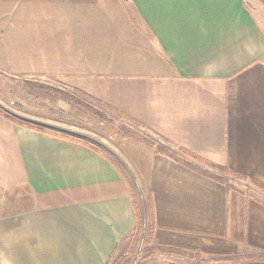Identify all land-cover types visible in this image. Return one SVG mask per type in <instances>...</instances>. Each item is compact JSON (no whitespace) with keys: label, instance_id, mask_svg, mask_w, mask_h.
<instances>
[{"label":"crops","instance_id":"obj_1","mask_svg":"<svg viewBox=\"0 0 264 264\" xmlns=\"http://www.w3.org/2000/svg\"><path fill=\"white\" fill-rule=\"evenodd\" d=\"M32 75L138 122L181 162L0 111V264H109L141 225L135 193L150 245L240 255L241 218L261 208L177 149L264 190V0H0L8 100L9 79Z\"/></svg>","mask_w":264,"mask_h":264},{"label":"rangeland","instance_id":"obj_2","mask_svg":"<svg viewBox=\"0 0 264 264\" xmlns=\"http://www.w3.org/2000/svg\"><path fill=\"white\" fill-rule=\"evenodd\" d=\"M2 80L4 79L2 78ZM9 80L10 91H14L15 98L10 97V100H8L6 94L8 85L2 86V84H0L1 88H3L0 89V92H2L4 97L3 103L1 102L0 104V111L6 115L9 113H16L21 116H26L27 119H23V116H17L20 121L67 133L68 135H71L81 141L89 142L97 148L107 151L112 155H118L123 146H129L133 144V141L135 142L134 139L127 136L128 131L148 136V134L139 127L97 105H93V107L106 115V122H101L86 113L78 111L76 108L71 107L62 100L54 99L36 91L26 90L21 85L23 80H28L69 91V89L57 84V82L51 78L41 79L38 75H32L25 77L16 76V79ZM5 81H8V79H5ZM33 120H40L49 125L45 126L34 122ZM59 129H62L63 131ZM151 138L156 142V144H160V142H158L154 137L151 136ZM135 144L140 145L137 142ZM206 168L209 169L211 173L217 174L226 179L228 184L230 183L229 185L242 193L245 199L249 200L250 204H254L258 208H261L262 213L249 215L245 217V219L241 218V225L246 228L248 233L241 232L240 255H256L264 253L263 187L260 185H254L250 181L235 179L230 177V175H223L214 169L208 167ZM135 197L137 198V204L140 210L141 225L138 226V235L137 240L135 241L136 244L132 247L131 252L133 258L131 264H246V262L249 261L246 259L240 261H216L213 260V257L221 256H209L205 258L196 254H193L190 258L181 256L174 257L168 253H155L153 255L143 254V249L150 245V217L147 202L144 199L139 201L138 194L136 193ZM124 255L125 254L120 255V253H118L109 262V264L119 261V259H122ZM250 262L253 264H264V258H254Z\"/></svg>","mask_w":264,"mask_h":264},{"label":"trees","instance_id":"obj_3","mask_svg":"<svg viewBox=\"0 0 264 264\" xmlns=\"http://www.w3.org/2000/svg\"><path fill=\"white\" fill-rule=\"evenodd\" d=\"M21 85L26 90L36 91V92L48 95L54 99L62 100L65 103H67L68 105H70L71 107L76 108L78 111L86 113V114L98 119L101 122H106L107 117L103 112H101L100 110L93 107V105H97V106L101 107L102 109H105L107 111H111L115 115H117L118 117L123 118L124 120H126L127 122H129L135 126H137V125L141 126L138 122L131 120L130 118H127L126 116L121 114L119 111L102 104L98 100H96V99H94V98H92V97H90V96L86 95L85 93L80 92L78 90L69 89V91H65V90H62V89L57 88V87H52V86H48L45 84H40L37 82L28 81V80L22 81ZM16 123L20 126H23L22 124H20L18 122H16ZM127 133H128L127 134L128 137L134 139L135 141H137L139 143L146 145L147 147L151 148L153 150V152L163 153V154L167 155L168 157H170L171 159L181 162L176 157V154H174L169 149L164 148L160 144H156V142L153 141L150 136H147L144 134H135V133H132L129 131ZM177 150L182 155L189 157L190 159L202 164L205 167L214 169L223 175L227 174L233 178H238V179L243 180V178H240L239 176L230 173L224 167H221V166L212 164L210 162L201 160L200 158L195 156L193 153L188 152L186 150H182L179 148ZM185 166H187L189 169H192L201 175H204V176H206L210 179H213L219 183L225 184L227 187L235 190L231 185L228 184V181L226 179H224L222 176H214L211 174H207V173L201 171L200 169L196 168L193 165L186 164ZM137 235H138V226L134 230V233L132 235V240L129 244V247H128L124 257L122 259H119V261H117L113 264H131L132 263L133 257H132L131 251H132V247L135 244V241L137 240ZM155 253H168V254H174V255L181 256V257H189V258L193 256V254H190L189 252H186V251H182V250L174 249V248H167V247L158 246V245H148L143 249V254L153 255ZM254 258H262L263 259L264 253L256 254V255L255 254H243V255L241 254L239 256H234V257H213V260H216V261H218V260L219 261H240V260L246 259V260H249L248 262H246V264H253L250 261ZM254 264H256V263H254Z\"/></svg>","mask_w":264,"mask_h":264}]
</instances>
